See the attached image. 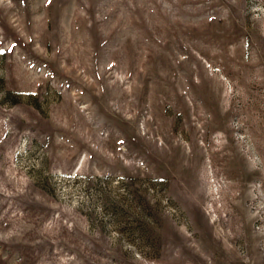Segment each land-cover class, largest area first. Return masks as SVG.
Here are the masks:
<instances>
[{"label": "rangeland", "instance_id": "374dc122", "mask_svg": "<svg viewBox=\"0 0 264 264\" xmlns=\"http://www.w3.org/2000/svg\"><path fill=\"white\" fill-rule=\"evenodd\" d=\"M0 264H264V0H0Z\"/></svg>", "mask_w": 264, "mask_h": 264}, {"label": "snow or ice", "instance_id": "6c2138e0", "mask_svg": "<svg viewBox=\"0 0 264 264\" xmlns=\"http://www.w3.org/2000/svg\"><path fill=\"white\" fill-rule=\"evenodd\" d=\"M49 2H50V0H49Z\"/></svg>", "mask_w": 264, "mask_h": 264}]
</instances>
